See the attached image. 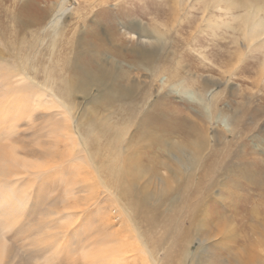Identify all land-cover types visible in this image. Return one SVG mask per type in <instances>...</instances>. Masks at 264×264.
Returning a JSON list of instances; mask_svg holds the SVG:
<instances>
[{"label":"rangeland","instance_id":"rangeland-1","mask_svg":"<svg viewBox=\"0 0 264 264\" xmlns=\"http://www.w3.org/2000/svg\"><path fill=\"white\" fill-rule=\"evenodd\" d=\"M233 1L0 0L10 87L48 93L1 111L0 183L13 159L44 174L14 186L0 264H264V35H246L264 0Z\"/></svg>","mask_w":264,"mask_h":264},{"label":"bare ground","instance_id":"bare-ground-1","mask_svg":"<svg viewBox=\"0 0 264 264\" xmlns=\"http://www.w3.org/2000/svg\"><path fill=\"white\" fill-rule=\"evenodd\" d=\"M221 1H225V0H215L216 3H220ZM229 1L232 4H234L233 0H229ZM250 5H251V2H250ZM230 7L231 6H228L229 9H230ZM261 10H262V7H258V8H255V9L253 8V9L248 10L249 11L248 15H247L248 17L246 18L248 20V29H247V32H246L247 37H261V36L264 35V18H263V16H260V11ZM215 25L217 26V24H215ZM151 39H153V38H151ZM153 40H155L156 43L158 42V41H156V39H153ZM161 42H162V40H161ZM146 43H148V42H146ZM153 44L154 43H152V45ZM156 46H157V44H156ZM155 56H156L155 55V50L144 51L143 54L141 55L142 61L147 63V64H149V65L153 63L154 59H156ZM3 61L4 60L0 59V116H1V111L3 113L4 110H7V109H4V105L3 104H12V105L16 104V106H19V108L23 109V111L26 112L29 109V106H27V105H29L30 103H36L38 101L37 99H39V97L41 95L44 96V97L47 96L48 93L46 92L45 88H40L41 86L38 85L37 83L35 84L34 82H30L28 79H31V78L27 77V76H24V78L26 77V81H27V83H23L24 84V89L22 88V86L20 84L16 85L15 89H12L10 87V85L13 83V81H12L13 77H17L19 75H22L23 73L21 72V70L18 71L19 68H20L19 66L18 67L17 66L14 67V66H11L8 63L3 62ZM48 91L50 92V90H48ZM135 91H136V89H135ZM51 92L49 94L52 97L49 100V102H51L53 107L58 108V110H60V112H62V114L59 113L61 116L63 115L62 116L63 118L61 117L62 118V123L56 122V124L60 125V127L63 129L64 127L68 126V119H69V117L71 115V109L69 107H67L66 102L65 103L62 102L61 100L56 98V96H53V94ZM129 94H131V93H129ZM15 98L17 99L16 101H15ZM29 101H30V103L28 104ZM3 118H4V121H5L6 117H2V120H3ZM16 120H18V122L20 123L19 119H16ZM0 126H2V122L0 123ZM14 128H17V127H14ZM11 131H12V129H10V132ZM70 131H71V135H73L74 133L72 132V130H70ZM1 132H2V135H3L4 130L0 129V134H1ZM17 136H18L17 134L14 135L15 138ZM14 137H10V138L11 139H15ZM19 137L17 138V140L19 139ZM200 140H201V137H200ZM10 143L8 142V144H10ZM83 143H84V141H83ZM196 145L198 147H200V143H196ZM70 149H72V148L70 147ZM86 149H87V147H86ZM83 151L85 152V149H83ZM87 152H89V151H87ZM30 153H31V151H30ZM137 156H138V154L135 155V160H134V164L136 166L135 168L137 169V171H130V168L128 167V164H127V160H129V159H127L128 157L121 158V162H122L121 163L122 164L121 168H118V170H115V173L119 172V174L116 176L118 178V180H121L123 182H133V181H135L136 175L141 173V171H138V168H137V164L139 162H141V160L138 159ZM89 158H88L87 154H86V156L84 154L82 158L80 157V159H86V162H87L86 181H89L88 184H90V185H86V186H89L90 189H92L94 186H97V188H99L100 187V182L96 178V170H97V168L93 164H91V161H89ZM68 159L72 160L73 157L70 156ZM31 166L32 165H27L25 163L22 164L18 159H13V167H12V170H11V176H8V175H4L3 176V179H4L5 182H4V184L0 183V216H2V218L6 219L8 214L10 216H12L13 218L16 217V215H17L18 218H20L21 216L26 214V211H27L28 207H26V204L23 202L24 197H22V198L19 197L20 193H22L23 190L22 189L20 190V188L16 189L14 186L18 185L19 187H25L24 185L20 184L22 182V180H20V179L21 178H27V175H28V177H32L33 175L40 176L42 171L40 172V170H35V171L33 170V172H30V169L28 170V168L31 167ZM139 166H140V164H139ZM36 172H38V173H36ZM42 173L44 174V172H42ZM16 178L18 180H16ZM106 180L111 181L112 177H106ZM41 182H43V181H41ZM80 189L82 191H85V188H80ZM165 189L166 188H164V190ZM95 194L99 195V192L95 191L94 195L92 193V198H94V196L96 197ZM160 194H162V193H160ZM28 196H29V194H28ZM23 203L25 205H23ZM11 213H12V215H11ZM28 216H30V215H28ZM0 221H1V218H0ZM1 227H2V224L0 223V228Z\"/></svg>","mask_w":264,"mask_h":264}]
</instances>
